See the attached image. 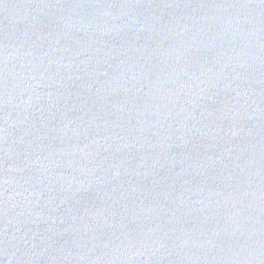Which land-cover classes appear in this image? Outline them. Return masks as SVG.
I'll list each match as a JSON object with an SVG mask.
<instances>
[{
	"label": "water",
	"instance_id": "water-1",
	"mask_svg": "<svg viewBox=\"0 0 264 264\" xmlns=\"http://www.w3.org/2000/svg\"><path fill=\"white\" fill-rule=\"evenodd\" d=\"M0 264H264V0H0Z\"/></svg>",
	"mask_w": 264,
	"mask_h": 264
}]
</instances>
